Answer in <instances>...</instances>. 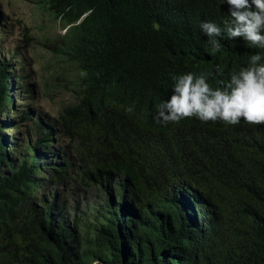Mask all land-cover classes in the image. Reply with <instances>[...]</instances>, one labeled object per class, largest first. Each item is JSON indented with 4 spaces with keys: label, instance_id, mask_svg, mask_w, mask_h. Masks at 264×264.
Listing matches in <instances>:
<instances>
[{
    "label": "trees",
    "instance_id": "16d2710c",
    "mask_svg": "<svg viewBox=\"0 0 264 264\" xmlns=\"http://www.w3.org/2000/svg\"><path fill=\"white\" fill-rule=\"evenodd\" d=\"M65 26L81 73L78 102L58 116L85 186L106 192L93 235L37 197L46 165L9 163L0 123V264H264V124L154 119L173 77L203 74L215 89L264 48L224 28L223 0H45ZM217 66L222 72L217 71ZM0 67V115L11 85ZM131 107L132 111L127 109ZM52 128L38 146L52 143ZM51 161V163H48ZM52 155L49 182L67 163Z\"/></svg>",
    "mask_w": 264,
    "mask_h": 264
},
{
    "label": "rangeland",
    "instance_id": "374dc122",
    "mask_svg": "<svg viewBox=\"0 0 264 264\" xmlns=\"http://www.w3.org/2000/svg\"><path fill=\"white\" fill-rule=\"evenodd\" d=\"M67 28L46 9L45 0H0V67H7L11 85L6 104L11 108L0 115L1 135L10 164L29 161L30 149L36 150L38 162L46 165L37 197L46 202L54 198L55 214L77 223L86 240L93 235L107 196L103 188L81 182L83 170L73 144L59 130L58 116L78 102L83 89L80 70L67 56ZM49 128L53 142L38 146ZM52 155L67 163L63 182H49L47 162Z\"/></svg>",
    "mask_w": 264,
    "mask_h": 264
},
{
    "label": "clouds",
    "instance_id": "9594fccd",
    "mask_svg": "<svg viewBox=\"0 0 264 264\" xmlns=\"http://www.w3.org/2000/svg\"><path fill=\"white\" fill-rule=\"evenodd\" d=\"M223 3L228 6L229 16L223 29L213 22L200 24L212 47L220 49L217 38L223 33L229 40L243 38L264 48V0H223ZM217 71L222 72L219 66ZM173 81L170 99L158 106L154 117L158 122L195 116L202 122L222 120L236 125L243 119L251 125L264 124V62L260 54L251 55L249 66L232 72L222 87L213 89L203 74L191 72L174 76Z\"/></svg>",
    "mask_w": 264,
    "mask_h": 264
}]
</instances>
